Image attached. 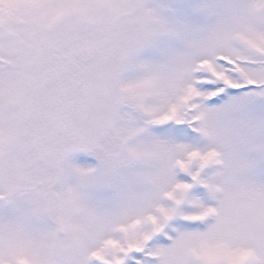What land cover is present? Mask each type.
I'll return each mask as SVG.
<instances>
[{
	"label": "snow or ice",
	"instance_id": "6c2138e0",
	"mask_svg": "<svg viewBox=\"0 0 264 264\" xmlns=\"http://www.w3.org/2000/svg\"><path fill=\"white\" fill-rule=\"evenodd\" d=\"M0 264H264V0H0Z\"/></svg>",
	"mask_w": 264,
	"mask_h": 264
},
{
	"label": "rangeland",
	"instance_id": "374dc122",
	"mask_svg": "<svg viewBox=\"0 0 264 264\" xmlns=\"http://www.w3.org/2000/svg\"><path fill=\"white\" fill-rule=\"evenodd\" d=\"M78 162L86 163L91 162L92 158L89 156H81V157H75Z\"/></svg>",
	"mask_w": 264,
	"mask_h": 264
},
{
	"label": "flooded vegetation",
	"instance_id": "af4514ba",
	"mask_svg": "<svg viewBox=\"0 0 264 264\" xmlns=\"http://www.w3.org/2000/svg\"><path fill=\"white\" fill-rule=\"evenodd\" d=\"M81 156H86L85 154H82V155H76L75 157H81Z\"/></svg>",
	"mask_w": 264,
	"mask_h": 264
},
{
	"label": "water",
	"instance_id": "95a60500",
	"mask_svg": "<svg viewBox=\"0 0 264 264\" xmlns=\"http://www.w3.org/2000/svg\"><path fill=\"white\" fill-rule=\"evenodd\" d=\"M79 154H82V153H79ZM77 155V154H76Z\"/></svg>",
	"mask_w": 264,
	"mask_h": 264
}]
</instances>
